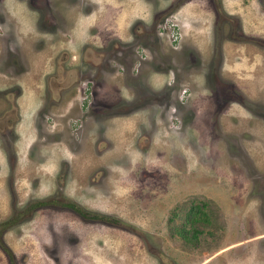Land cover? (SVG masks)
Here are the masks:
<instances>
[{"label": "rangeland", "instance_id": "1", "mask_svg": "<svg viewBox=\"0 0 264 264\" xmlns=\"http://www.w3.org/2000/svg\"><path fill=\"white\" fill-rule=\"evenodd\" d=\"M0 66V264H264V0H0Z\"/></svg>", "mask_w": 264, "mask_h": 264}, {"label": "flooded vegetation", "instance_id": "2", "mask_svg": "<svg viewBox=\"0 0 264 264\" xmlns=\"http://www.w3.org/2000/svg\"><path fill=\"white\" fill-rule=\"evenodd\" d=\"M34 2H36L37 0H33ZM39 3H37L38 5ZM91 68V67H90ZM55 70H57V73L55 72ZM64 68L62 67V65L60 66H53L52 68V73L51 76L54 75L56 77V75L58 76L59 82L57 83V90L60 87V90L63 91L64 89L62 88L63 84L61 83V78H64ZM92 73V72H91ZM87 77H91L92 74L86 73L85 74ZM2 73H1V66H0V84L6 82L8 84L5 85H0V135L2 134H6V135H13L15 136V132H18V128H21V130L25 129H32V124H28L24 127L23 125L19 124V117L17 115V109L19 106L18 104V98L21 96V87H19L16 83L10 82V80H7V78H2ZM87 81H89L88 78H86ZM55 88V86L53 85V89ZM61 96V95H60ZM2 100V102H1ZM50 103H53L54 101H47ZM1 103H2V107H1ZM51 107V105H47L46 108L49 109ZM37 127V126H36ZM4 139H2V143L0 142V160L3 159L5 160L6 157V153H8L7 151V147L4 144ZM12 145V143H11ZM14 153L12 152V157H10V160H14ZM12 177V175H11ZM51 198H47L45 203L43 204H36L37 206H43V205H48L51 204ZM66 202H70V201H66L64 200L63 202H57L60 206H67ZM31 203V204H30ZM28 204H30L28 206ZM27 206V210L30 209H34L36 206H33V201L28 202ZM69 207V206H67ZM71 208V207H70ZM72 209V208H71ZM9 217H14L13 216H9ZM8 217V218H9ZM83 217V216H82ZM8 218H5L3 220L0 221V232L3 231V229L9 227L10 225L14 224L16 222V220L14 222H9V223H5V221H7ZM86 218V217H85ZM93 219V218H90ZM0 241H1V236H0ZM1 243V242H0Z\"/></svg>", "mask_w": 264, "mask_h": 264}, {"label": "trees", "instance_id": "3", "mask_svg": "<svg viewBox=\"0 0 264 264\" xmlns=\"http://www.w3.org/2000/svg\"><path fill=\"white\" fill-rule=\"evenodd\" d=\"M46 201H43V200H38V201H35L33 202V206H36V204H43L45 203ZM66 205L71 207L72 210H74L76 213H78L80 216H83V217H86V218H93V219H97V218H100L102 217V215H99L98 213H95V212H90V211H85L83 210L82 208H80L79 206H77L76 204L72 203V202H66ZM192 211L191 213L192 214H199V212L201 211V208L198 206V205H193L192 206ZM12 220V217H9L7 219V221H5V223H9L10 221ZM180 230V234L183 238H191V237H194L196 235V229H192V230H189L188 229H179ZM188 232H190V235L187 234ZM7 250V249H5ZM10 264H12L10 262Z\"/></svg>", "mask_w": 264, "mask_h": 264}]
</instances>
